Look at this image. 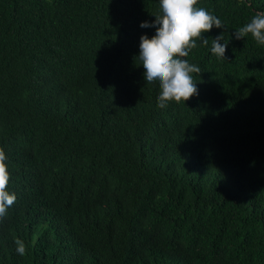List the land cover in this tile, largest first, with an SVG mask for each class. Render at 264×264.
Listing matches in <instances>:
<instances>
[{"label":"trees","instance_id":"obj_1","mask_svg":"<svg viewBox=\"0 0 264 264\" xmlns=\"http://www.w3.org/2000/svg\"><path fill=\"white\" fill-rule=\"evenodd\" d=\"M196 7L223 28L157 107L134 58L158 0H0V264H264V46L231 37L264 0Z\"/></svg>","mask_w":264,"mask_h":264},{"label":"clouds","instance_id":"obj_2","mask_svg":"<svg viewBox=\"0 0 264 264\" xmlns=\"http://www.w3.org/2000/svg\"><path fill=\"white\" fill-rule=\"evenodd\" d=\"M198 0H158V11L154 14V23L141 22L140 28L154 31L149 39L141 36L139 50L135 56V64L142 67L143 80L147 85L154 83L159 88L157 107H164L169 101L185 102L197 94V83L193 73H199L197 65L183 59L191 48L200 44L209 45L208 37L203 34L214 27L223 28L222 21L203 7H196ZM251 35L254 41L264 46V11H257L244 25L234 29L232 39H243ZM230 41L226 40L223 31L211 39L210 53L218 59H227L226 48ZM5 154L0 151V216L15 200V193L7 189L9 174L4 163ZM82 244L80 236L76 237ZM83 245V244H82ZM64 251L74 257L73 247L63 243ZM15 251L24 254L23 243L16 241ZM92 254L91 250L88 252ZM74 259V258H73Z\"/></svg>","mask_w":264,"mask_h":264}]
</instances>
